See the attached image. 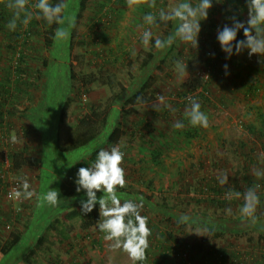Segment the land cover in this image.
Wrapping results in <instances>:
<instances>
[{
	"label": "rangeland",
	"instance_id": "obj_1",
	"mask_svg": "<svg viewBox=\"0 0 264 264\" xmlns=\"http://www.w3.org/2000/svg\"><path fill=\"white\" fill-rule=\"evenodd\" d=\"M228 1L213 0L208 18L201 21L198 48L177 40L159 52L148 67L141 69L139 62L143 56L140 52L149 48L142 44V32L151 28L152 37L156 38L163 29L159 25L146 24L144 16L156 14L160 8L167 10L181 0H156L155 8L149 7L150 0H147L135 10L127 6L126 0H88L77 20L68 57L63 52L52 57L51 50L43 45L40 35L45 22L43 19L36 18V25L30 29L31 35L24 40V45L25 27L9 30L7 25L13 18V10L6 7L8 0H2L0 90L7 86L6 78L12 81L15 53L22 48L25 69L13 96L5 100L0 98V241L7 237L12 227L24 233L22 245L9 256L6 264L15 263L31 249L32 264H132L127 254L109 249V243L103 239L97 225L82 230L77 220L70 223L73 230L69 238H60L58 243L52 234H46L43 243L36 244L44 227L40 221L42 214L58 209L53 217L62 219L67 209L80 207V200L68 202L59 199L55 206L42 205L38 200L49 188H58L56 182L61 171L79 154H73L72 159L57 155L54 139L57 138L58 143L64 142L73 124L88 113L90 107L102 109L107 106L116 112L120 109L110 100L111 95L119 91L118 87L109 90L95 83L84 87L80 82L68 81L63 65L75 68L77 77L106 70L124 88L122 96L125 92L138 90L143 81L150 83L148 93L153 94L155 100L134 106L125 120V134L118 145H114L124 153L121 167L127 183L124 188L117 189L121 203L126 196L120 192L122 189L125 192L142 191L150 197L143 201L141 209V215L148 218L152 233L147 258L142 264H264V242L258 240L259 232L252 228L241 234L225 232L219 238L208 239L194 233L204 228L175 223V218L182 214L192 218L212 215L217 219L218 216L229 215L226 212L229 208L235 216L240 215L238 203L242 196L233 205L220 209L208 203L212 196L207 184L219 183L218 177L227 174V184L232 186L238 182V187L244 191L248 180L258 181L253 169L264 168L260 161V154L264 153V56L249 57L240 53L226 59L217 42V32L225 24L231 26ZM196 2L192 0V3ZM238 5L242 9L240 21L246 22L245 0H240ZM72 13L67 18L71 19ZM70 19L66 21L68 26ZM173 24L168 36L175 31L178 21ZM17 33L20 39L16 38ZM67 41L66 37L61 42ZM178 60L187 63V78L177 76L175 62ZM209 60L214 64L211 72L205 67ZM43 61L48 64L46 68L42 66ZM225 64L228 65L227 75ZM250 83L259 85L256 92H247ZM188 91L191 92L185 97L199 102L201 111L208 116L209 127L189 124L185 109L190 104L182 102V96ZM200 92L203 98L197 95ZM49 95L51 101L47 98ZM159 95L165 96V103L170 107L161 105L159 111H154ZM42 97L46 98L48 106L40 115L38 128L30 118L33 119L34 112L39 109ZM60 98L68 99L69 106L58 121ZM8 112L12 115H7ZM177 121L185 126L175 129L173 125ZM7 123L9 131L5 129ZM21 149H26L29 156L46 160L43 164L46 170L44 181L43 177L38 178L39 170L36 168L20 171L11 168L9 154ZM20 177L28 178L31 190L36 194L30 200L9 198V192L16 187ZM262 179L263 183H258L259 193H264ZM101 195L98 192L97 198ZM130 196L139 203L133 194ZM256 213L262 215L261 222L264 223V202L258 204ZM202 234L206 235V232ZM198 244H204L202 251L194 249ZM207 250L209 252L205 254ZM222 251L228 256L224 262L220 259Z\"/></svg>",
	"mask_w": 264,
	"mask_h": 264
},
{
	"label": "trees",
	"instance_id": "obj_2",
	"mask_svg": "<svg viewBox=\"0 0 264 264\" xmlns=\"http://www.w3.org/2000/svg\"><path fill=\"white\" fill-rule=\"evenodd\" d=\"M28 4L25 7L24 12L21 13V20L24 18L26 14L31 13L32 19L27 25L22 24L20 21L17 22L16 29H23V44L25 45V39L31 35L30 29L32 27H35L36 25V16L38 14V10L35 8L36 3L38 0H28ZM50 4L53 6L58 3H64L66 4V8L63 10L62 15L65 18V24L64 25H58L56 23L48 24L44 22V26L41 27L40 35L42 38L43 45L46 48H49L51 50L52 57H56L54 54L58 52H63L66 54V56H69V52L72 49V41L73 36L75 33V28L77 25V20L81 17L82 12L85 10L86 5L88 3V0H49ZM229 6L228 8L229 13L232 15L231 17H236L240 20L241 13L238 6L240 3V0H229ZM2 0H0V6H1ZM30 4V6H29ZM244 9V7H242ZM161 9V8H160ZM32 10V11H31ZM72 13L71 19L70 17L67 18V15ZM158 17V12L156 13ZM229 18V17H228ZM0 19L4 20V17L0 13ZM67 19H70V24H74V26L69 27L66 24ZM173 22L175 21H159L157 20V24L161 26L162 33L154 38L152 37V40L149 42V48L147 51L140 52L142 54V59L139 62V67L141 69H144L151 64L153 59L156 57L159 52H162L165 48H156L155 47V40L157 38L161 39L162 41L166 39V37L169 34V31L174 28ZM59 27L66 28L70 35L67 37V42H61L64 40L58 39L56 37V30ZM17 39H20V34L15 35ZM243 39V31L241 30L237 34V40ZM10 48V47H9ZM13 48V47H12ZM23 49H18L17 53H15V62H14V76L12 81L10 79L6 78V87L0 90V98H8L13 96V92L17 91V85L21 83L22 76L25 74V69L23 68V59H24V53ZM242 54L246 55L247 51L241 52ZM66 57V58H67ZM65 58V57H64ZM67 60V59H65ZM162 60V59H161ZM211 60L206 62V69L211 72L213 70L214 64L210 62ZM43 67H47L48 64L43 61L42 64ZM75 68H71L69 65H63V70L67 74V80L70 81L71 79L77 82H80L82 86H89L92 84H97L98 86H105L109 90H113L115 88H119V91L116 93H113L110 97V100L114 105L117 103L120 107V109L116 112L114 109L110 108L108 109L107 106L103 107L102 109L97 108H88V113L84 114L83 116L79 117L76 122L73 124L72 129L66 140L62 143L57 142V138L54 139V145L56 146L55 151L56 154L63 156V157H70L72 159V155L79 153L76 158L72 160L71 163H69L62 171L61 176L58 178L56 182V186L58 188L59 192V199H62L64 201H71V200H82L86 199V196L83 191L77 193L76 192V174L78 172V169L81 167H87L91 166L96 158V153L104 147H110L114 145H118L121 138L125 134V131L123 127L125 126V120L128 114H130V111L133 112V108L136 105H143L148 104L151 101L155 100L153 97V94L148 93L150 88V83L147 81H143L140 85L139 89L136 91L124 93L122 96L121 94L124 92V88L120 86V84L115 81V79L112 77V75L108 74L106 70H103L102 72H97L93 75H81V77H77L75 73ZM80 70V69H79ZM211 77V76H210ZM153 79V78H152ZM151 80V77L149 78ZM13 83V85L11 84ZM9 84L11 89L9 88ZM259 85L256 83H250L247 86V92L254 93L257 91ZM47 89H45L46 92ZM191 91H188L185 93L182 97L184 98L188 93ZM197 95L202 96V93H198ZM196 95V96H197ZM51 96H47L49 100ZM141 98L142 102H138L137 98ZM182 98V99H183ZM196 98V97H194ZM45 97H42V101L40 103L39 109H36L34 112L33 119L30 118L31 121L37 126L40 127L39 118L40 115L43 114V111L48 106V101H45ZM191 99V97H190ZM52 100V99H51ZM50 100V101H51ZM62 101V102H61ZM11 103L10 101H8ZM62 104L60 106V109L57 114V119L60 121L65 111L67 110L69 106V100L61 99L60 101ZM183 103L190 104V100L184 99L182 101ZM8 103V104H9ZM41 109V110H40ZM116 112V113H115ZM7 115L11 116V112L6 113ZM0 118H2V114L0 113ZM0 123L2 124V120H0ZM0 124V131H2V125ZM7 131H9V124L7 123V128H5ZM251 131L253 129L250 128ZM9 162L11 164V168L14 171H20L23 168H36L39 170V177L44 181L45 176V169H43L44 161L45 159L41 157H35V156H29L26 152V149H21L19 151H13L9 154ZM42 175V176H41ZM244 179H247L246 176H243ZM263 183L262 178H258L257 180H248L245 184L244 191L240 189L238 186V182H235L232 186L221 185L216 181L209 182L207 184V190L211 194V198L208 199V203L211 205H214L215 207H225L229 204L235 203L236 198L228 199L226 198V191L227 190H233V191H239L241 193L245 192L248 188L253 187L254 185L258 183ZM1 181H0V189ZM124 192L123 195H126L123 199V202L132 200L131 194H133V198L140 202L141 198L143 201H148L150 197L143 193L142 191H133V192H125L123 189L120 190V192ZM259 200L260 202H264V193H259ZM80 201H78L80 203ZM133 201V200H132ZM122 202V203H123ZM259 202V203H260ZM243 199L238 203L239 206H243ZM58 209H50L48 212H45L41 215L40 221L44 225V227L41 230V233L37 237L36 244L41 245L43 243V240L45 239L46 234H52L53 238H56L58 243L60 242V238L66 239L70 237V233L73 230V226L70 224L71 222L78 221V226L82 230H89L98 225L99 221V207L98 205L93 209L92 212L84 215L80 211L79 208L70 207L66 210L64 216L62 219L58 217H53L57 214ZM175 215H172V218H174ZM212 217V215H202L199 217H190L191 220L188 224H193L195 227H200L207 229L206 236L208 239L211 238H219L221 237L225 232H231L234 234H241L242 231H244L247 228H252L259 232L258 240L264 242V223L261 222L262 215H259L256 213V221L255 223H252L251 221H245L242 220L240 215L235 216L234 213L225 216H218L217 219ZM177 221H175L176 224L180 226H184V224L178 223L179 216L175 218ZM65 222H68L69 224H66ZM24 240V233L21 229L17 227H12L11 231L7 234V237L4 240L0 241V264H6V260H8L9 256L15 252L19 246L22 245V242ZM194 249L198 251H202L204 249V244L201 245H195ZM209 250L205 252L207 254ZM33 255L32 249L21 259L18 261L10 262L9 264H32L30 261L31 256ZM232 254L229 255L231 257ZM228 256H226V252H221V261L224 262ZM144 262V261H143ZM141 262V264L143 263Z\"/></svg>",
	"mask_w": 264,
	"mask_h": 264
},
{
	"label": "clouds",
	"instance_id": "obj_3",
	"mask_svg": "<svg viewBox=\"0 0 264 264\" xmlns=\"http://www.w3.org/2000/svg\"><path fill=\"white\" fill-rule=\"evenodd\" d=\"M28 0H8L6 7L13 10V18L8 23L9 30H15L17 22L27 25L32 19V14H26L21 20V13L24 12ZM147 0H126L127 6L133 10L141 3ZM247 8L246 22L240 21L235 16L231 18V26L225 24L222 29L217 32V42L221 51L225 53L226 59L231 58L234 54L239 55L241 52L247 51L249 57L253 55L257 57L264 56V0H245ZM213 5V0H197L194 4L192 0H181L179 3L173 4L169 9H160L158 17L156 14L148 13L144 16V22L149 26H158L157 20L178 21L175 31L166 37L165 40L157 38L155 40L156 48L171 47L177 40L184 44L190 45L192 48H198V36L201 31V21L208 18V12ZM66 4L58 3L50 4L49 0H38L35 8L38 10L37 19H43L46 23H56L58 25L65 24V18L62 15ZM148 6L156 7V0H150ZM74 24L69 25V27ZM243 31V39L237 40V34ZM70 35L69 31L64 27L56 30L58 39L66 38ZM145 48L149 47L152 40L151 28L145 29L140 37ZM187 63L183 61L175 62V72L179 78H187ZM225 74H228V65H224ZM207 77V76H205ZM204 77V78H205ZM165 96L159 95L157 100L159 103L153 106L154 111H159L161 105L168 108L170 105L165 103ZM138 102H142L141 98H137ZM185 117L191 126H200L202 128L209 127L208 116L201 111V106L195 99H190V107L185 109ZM184 123L177 121L173 127L182 129ZM124 159V153L119 146H113L110 149L101 148L96 153V158L91 166L81 167L76 174L75 184L76 192H84L86 199L80 201V211L86 215L93 211L98 205L99 221L98 230L103 233V239L109 243V249L112 251H122L127 254L132 264H141L146 260V251L149 248V237L151 229L148 227V218L141 215L143 208V200L134 202L132 200L121 203L117 195L118 188H124L127 181L125 179L124 168L121 167ZM260 161L264 164V153L260 154ZM253 175L257 178H264V168H254ZM227 174H221L218 181L221 185L228 183ZM260 185L256 184L248 188L245 192L227 190L226 198L239 199L243 198V206L239 209L242 220L255 223L257 206L260 202L258 190ZM102 195L97 198V193ZM36 195L31 190V184L27 177H20L18 186L9 192V198L15 201L30 200ZM39 202L51 206L57 205L59 201L58 190L50 189L42 196L38 197ZM231 209H227V214H231ZM191 218L187 214H182L178 223H188ZM207 229H201L194 232L197 235L202 234Z\"/></svg>",
	"mask_w": 264,
	"mask_h": 264
},
{
	"label": "built area",
	"instance_id": "obj_4",
	"mask_svg": "<svg viewBox=\"0 0 264 264\" xmlns=\"http://www.w3.org/2000/svg\"><path fill=\"white\" fill-rule=\"evenodd\" d=\"M85 99V97H84ZM184 99L190 100V98L184 97ZM18 186V183L16 182V187Z\"/></svg>",
	"mask_w": 264,
	"mask_h": 264
}]
</instances>
